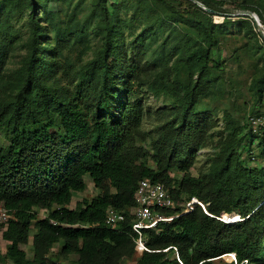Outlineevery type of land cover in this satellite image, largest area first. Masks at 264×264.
I'll list each match as a JSON object with an SVG mask.
<instances>
[{
    "label": "trees",
    "instance_id": "1",
    "mask_svg": "<svg viewBox=\"0 0 264 264\" xmlns=\"http://www.w3.org/2000/svg\"><path fill=\"white\" fill-rule=\"evenodd\" d=\"M83 1H0V130L8 143L0 146V203L10 212L0 229L9 243L6 257L13 264H40L46 247L61 242L63 253L77 255V264H117L134 251L127 214L135 205L138 183L149 180L162 184L180 203L197 199L207 214L195 205L192 212L159 223L158 232L146 230L148 251L141 253L138 264H214L228 253H234L238 262L264 264V168L245 167L238 152L247 125L223 111L224 134L213 144L216 151L207 171L197 181L189 172L197 152L211 141L208 130L215 125L198 105L220 86L218 45L230 23H213L212 15L220 11L217 3L195 0L207 12L184 0L193 8L188 14L164 0H88L87 12L79 16L76 9ZM252 2L235 0L238 7L256 14L264 27V4ZM120 11L176 27L181 41L191 46L174 49L170 64L160 73L167 77L163 89L175 106L159 127L154 168L121 155L130 125L106 120L101 113L99 98L121 92L133 75L117 60L120 36L114 18ZM16 13H25L28 36L22 44L26 53L11 70L5 65L16 40L11 25ZM252 22L242 15L234 23L250 27ZM90 33L98 38L95 48ZM255 35L264 42L259 31ZM60 45L74 51L80 61L71 89L58 77ZM89 51L90 57L84 58ZM262 62L261 71L250 82L257 101L264 88V53ZM85 93L98 100L89 121L79 105ZM130 109L126 116L136 124L138 107ZM258 146L264 153V136ZM174 168L182 172L177 187L169 176ZM86 175L99 193L69 208L72 194L85 189ZM110 208L126 217L117 230L105 225ZM180 210L176 206L160 213L171 216ZM38 211L47 215L37 223L35 255L29 260L20 246L27 242ZM232 213L240 221L230 224L216 219ZM174 251L181 263L169 257Z\"/></svg>",
    "mask_w": 264,
    "mask_h": 264
},
{
    "label": "rangeland",
    "instance_id": "2",
    "mask_svg": "<svg viewBox=\"0 0 264 264\" xmlns=\"http://www.w3.org/2000/svg\"><path fill=\"white\" fill-rule=\"evenodd\" d=\"M76 1L73 0V3ZM164 1L173 5L178 11H185L188 14L193 11L192 5L187 1ZM214 1L220 11L212 15L213 23L220 25L228 20L230 26L226 27L227 33L224 34L218 45L220 71H222L219 73L220 86L214 90L215 94L212 97L201 98L198 105V110L207 112L211 120L215 121V125L208 130L211 141L208 142L205 149L197 152L194 163L189 169L195 181L198 180L200 174L207 171L209 158L216 151L213 144L224 134L223 111H227L240 125H247L243 141L238 148L241 163L247 168H264V153L259 151L258 146L261 137L264 136V88L260 101L255 100L250 89L252 77L262 68L264 42L255 35L258 29L253 26L254 22L250 27L243 24L237 26L234 23L239 16H242V12L246 11L238 7L235 0ZM190 2L195 4L194 0H190ZM252 3L260 6L264 4V0H253ZM88 6V0L83 1L81 6L76 9L78 15L85 14ZM262 8L264 9V6ZM26 19L25 13H16L11 19V25L16 31V40H13L11 56L5 65L11 70L18 67L19 60L26 53L22 46L28 36ZM114 24L120 36V44L116 49L119 53L117 60L125 67L132 69L133 75L127 80L128 82L121 92L99 98L101 113L106 120L130 125V133L124 139L121 155L127 160L135 161L136 164L142 163L149 168H154V155L157 149L155 143L159 136V127L170 117L175 106L173 99L163 89V83L167 77L161 76L160 73L165 66L170 64L174 49L180 47L190 49L191 46L185 45L181 41L176 27L165 22L132 17L129 12L120 11L114 18ZM90 38L91 44L95 48L98 45V38L94 37L93 33H90ZM57 48V53L62 54V57L57 59V63L60 65L58 77L62 84L71 89L70 82L73 81V77L79 70L80 61L77 59L76 53L66 45H60ZM90 53L91 51L84 58H89ZM67 58L69 59L66 61ZM113 67L112 65V70ZM2 73L4 74V72ZM96 99L92 93H85L81 96L79 105L86 121L91 118L94 104L98 101ZM132 106L138 107V123L136 124L127 118ZM53 131L57 132L59 128L56 127ZM0 146H8L1 130ZM169 176L174 182L173 187H177V183L182 178V172L174 168L169 171ZM84 183L83 191L72 194L69 208L73 209L77 202L84 199L91 200L99 193L88 175L84 176ZM46 215L45 211L37 212L36 220L30 224L28 240L20 246L29 260H33L35 255L33 238L38 232L37 223ZM233 216L236 214H222V219L228 220ZM2 231L3 229H0V264H13L6 257L9 243L3 240ZM62 249L61 242L46 247L40 264H77V255L75 253L65 254ZM140 255L134 247V251L130 255L120 257L117 264H138ZM169 257L177 260L175 251L170 253ZM227 261L228 258L222 256L214 264H222Z\"/></svg>",
    "mask_w": 264,
    "mask_h": 264
},
{
    "label": "built area",
    "instance_id": "3",
    "mask_svg": "<svg viewBox=\"0 0 264 264\" xmlns=\"http://www.w3.org/2000/svg\"><path fill=\"white\" fill-rule=\"evenodd\" d=\"M135 205L128 211V216L131 219V231L134 234L135 250L140 254L148 251L146 247V230L158 232V224L170 222L174 218L186 215L193 211L194 206L198 205L204 213H206L204 205L197 199L180 203L175 201L169 191L162 184H153L149 180H141L134 193ZM176 206L181 207L178 213L171 216H166L160 213L161 210L174 209ZM207 214V213H206ZM10 218L9 210L0 203V225L5 224ZM224 218V217H223ZM126 219L125 215L114 209H107L105 214V225L111 230H117L119 225ZM227 223L226 220L216 218ZM228 258L229 263L233 264H254L248 260L237 261L234 253L223 255ZM177 261L180 260L177 256Z\"/></svg>",
    "mask_w": 264,
    "mask_h": 264
},
{
    "label": "water",
    "instance_id": "4",
    "mask_svg": "<svg viewBox=\"0 0 264 264\" xmlns=\"http://www.w3.org/2000/svg\"><path fill=\"white\" fill-rule=\"evenodd\" d=\"M194 2L202 7L204 10H206L207 12H210L209 9L205 8L201 3L197 2L194 0ZM242 15L243 16H248L250 17V19H252V21L255 23V25L257 26V29L258 31L261 33L262 37L264 38V27L260 24L259 20H258V17L256 16V14L250 12V11H243L242 12ZM228 219H231V220H226V221H229L230 224L232 223H235V222H238L237 220H239V216L236 215V216H233V217H230ZM240 221V220H239Z\"/></svg>",
    "mask_w": 264,
    "mask_h": 264
},
{
    "label": "clouds",
    "instance_id": "5",
    "mask_svg": "<svg viewBox=\"0 0 264 264\" xmlns=\"http://www.w3.org/2000/svg\"><path fill=\"white\" fill-rule=\"evenodd\" d=\"M227 223H229V221H227Z\"/></svg>",
    "mask_w": 264,
    "mask_h": 264
}]
</instances>
